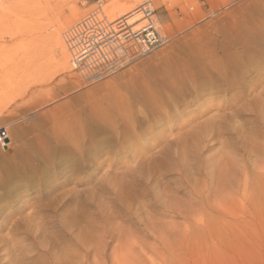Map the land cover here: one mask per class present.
Masks as SVG:
<instances>
[{"label":"rangeland","instance_id":"rangeland-1","mask_svg":"<svg viewBox=\"0 0 264 264\" xmlns=\"http://www.w3.org/2000/svg\"><path fill=\"white\" fill-rule=\"evenodd\" d=\"M100 1L146 0H0V264H264V0H153L166 45L89 83Z\"/></svg>","mask_w":264,"mask_h":264},{"label":"built area","instance_id":"built-area-1","mask_svg":"<svg viewBox=\"0 0 264 264\" xmlns=\"http://www.w3.org/2000/svg\"><path fill=\"white\" fill-rule=\"evenodd\" d=\"M102 6L100 1L98 10L65 33L74 70L89 83L117 74L136 60L161 50L168 41L159 30L153 0H146L132 13L114 20ZM9 146V132L0 128V147L5 150Z\"/></svg>","mask_w":264,"mask_h":264},{"label":"bare ground","instance_id":"bare-ground-1","mask_svg":"<svg viewBox=\"0 0 264 264\" xmlns=\"http://www.w3.org/2000/svg\"><path fill=\"white\" fill-rule=\"evenodd\" d=\"M77 12H78L77 9L74 8L72 10L71 16L65 18L64 21L61 20L57 24V26H54V27H56V29L48 36V39H47L49 41L51 51L54 53V56H57L59 58V63H60V66L62 67L61 70H64V71H66L70 68L69 67L70 62H68V57H67V53H66L65 47H64L63 42H62L61 34H62L63 29L66 27V25H68V23H70V21H72L73 18H75L78 15ZM120 12H121V10H120ZM111 13H109V14H111ZM71 66L73 67L72 61H71ZM73 69H74V67H73Z\"/></svg>","mask_w":264,"mask_h":264},{"label":"crops","instance_id":"crops-1","mask_svg":"<svg viewBox=\"0 0 264 264\" xmlns=\"http://www.w3.org/2000/svg\"><path fill=\"white\" fill-rule=\"evenodd\" d=\"M160 11H161V15H160V16H164V15H165V13H164V10H163V8H162V7L160 8Z\"/></svg>","mask_w":264,"mask_h":264}]
</instances>
